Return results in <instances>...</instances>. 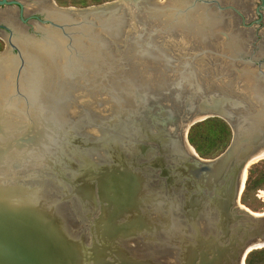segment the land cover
Instances as JSON below:
<instances>
[{
  "label": "water",
  "instance_id": "water-1",
  "mask_svg": "<svg viewBox=\"0 0 264 264\" xmlns=\"http://www.w3.org/2000/svg\"><path fill=\"white\" fill-rule=\"evenodd\" d=\"M22 1L0 0V264H158L135 239L234 264L264 238L234 202L264 151V0L249 22L243 0ZM209 118L230 140L202 159L186 134Z\"/></svg>",
  "mask_w": 264,
  "mask_h": 264
},
{
  "label": "rangeland",
  "instance_id": "rangeland-1",
  "mask_svg": "<svg viewBox=\"0 0 264 264\" xmlns=\"http://www.w3.org/2000/svg\"><path fill=\"white\" fill-rule=\"evenodd\" d=\"M56 6L84 8L99 5L111 0H52ZM229 3L228 0H224ZM21 3L24 4L22 0ZM258 0H247V9L249 13L245 15L246 21L254 19L253 9L257 5ZM17 10V9H16ZM256 32L264 39V17L259 27H255ZM5 42L2 35H0V51L4 49ZM221 122L228 128V126L220 119L209 118L201 122L195 123L198 125L191 131V139L198 149L188 142L198 157L202 159H210L220 154L228 145V140H224L223 134L219 133V126ZM192 125L191 127H193ZM229 130V128H228ZM230 132V131H229ZM230 134V133H229ZM238 202L250 212L256 215H264V159L256 161L247 166L245 170V179L242 189L238 194ZM254 214V215H255ZM243 264H264V245L258 248H253L246 253L243 258Z\"/></svg>",
  "mask_w": 264,
  "mask_h": 264
},
{
  "label": "bare ground",
  "instance_id": "bare-ground-1",
  "mask_svg": "<svg viewBox=\"0 0 264 264\" xmlns=\"http://www.w3.org/2000/svg\"><path fill=\"white\" fill-rule=\"evenodd\" d=\"M44 1V3H48L52 0H41ZM246 1L247 0H243ZM43 5V4H40ZM32 10V8L25 6L24 7V13L28 14L30 11ZM14 9H9V8H4V13H2L0 15V20L2 22H11V20L9 19V17L12 15V13H14ZM182 142H185L184 139V133L182 134ZM186 145V144H184ZM190 152L191 149L188 148ZM264 157V151L261 152L260 154H258L257 156L251 158L250 160H248V162L244 165L242 172L240 173V176L238 177V183H237V190H236V197L234 199L235 202V206L236 209L241 210L242 212L246 213V214H251L253 216H256L255 213L250 212L249 210H247L245 207H243L239 202H238V194L240 193L242 186H243V182L245 179V169L247 167V165L254 163L255 161H257L258 159ZM58 210L60 211V213H65V210H67V208L65 207V205L63 206H58ZM255 214V215H254ZM207 225L205 223V225L202 227V231L204 233H207L208 230L207 228H205ZM264 245V238L263 239H253L251 242H249L243 249L241 252H239L238 257L236 258V260L233 262L234 264H243V258L246 255V253L248 251H250L253 248H258ZM122 248L123 251L131 256V255H137V256H143V257H149L151 259H153L156 263L158 264H178V255H177V251L175 250H151L149 248H145L142 244H140V242L137 241V239L135 240H130L128 242H125L122 244Z\"/></svg>",
  "mask_w": 264,
  "mask_h": 264
},
{
  "label": "trees",
  "instance_id": "trees-1",
  "mask_svg": "<svg viewBox=\"0 0 264 264\" xmlns=\"http://www.w3.org/2000/svg\"><path fill=\"white\" fill-rule=\"evenodd\" d=\"M199 124L197 125H194L193 127H190L191 129H189V132H188V135H187V139H188V142L193 145L195 147V144L193 143L192 139H191V131L193 129H195V127H198ZM219 133L223 134V137H224V140H228L229 139V130L228 128L221 122V126H219ZM196 151L198 152V149L195 147Z\"/></svg>",
  "mask_w": 264,
  "mask_h": 264
},
{
  "label": "flooded vegetation",
  "instance_id": "flooded-vegetation-1",
  "mask_svg": "<svg viewBox=\"0 0 264 264\" xmlns=\"http://www.w3.org/2000/svg\"><path fill=\"white\" fill-rule=\"evenodd\" d=\"M20 1V0H19ZM17 9V8H16ZM2 13H4V9H2V10H0V15L2 14ZM34 20V19H33ZM0 22H2L1 20H0Z\"/></svg>",
  "mask_w": 264,
  "mask_h": 264
}]
</instances>
